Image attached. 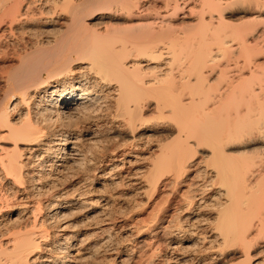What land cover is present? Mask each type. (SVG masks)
<instances>
[{
  "label": "bare ground",
  "instance_id": "6f19581e",
  "mask_svg": "<svg viewBox=\"0 0 264 264\" xmlns=\"http://www.w3.org/2000/svg\"><path fill=\"white\" fill-rule=\"evenodd\" d=\"M0 264H264V0H0Z\"/></svg>",
  "mask_w": 264,
  "mask_h": 264
}]
</instances>
